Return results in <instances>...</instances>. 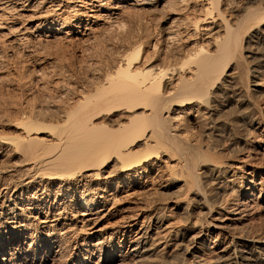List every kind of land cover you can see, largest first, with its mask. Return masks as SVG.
I'll return each instance as SVG.
<instances>
[{
  "label": "bare ground",
  "instance_id": "obj_1",
  "mask_svg": "<svg viewBox=\"0 0 264 264\" xmlns=\"http://www.w3.org/2000/svg\"><path fill=\"white\" fill-rule=\"evenodd\" d=\"M232 1H78L107 12L82 36L127 41L88 92L1 120L0 264H264V8ZM32 2L0 0V36ZM53 8L48 37L83 27ZM126 9L159 14L155 43Z\"/></svg>",
  "mask_w": 264,
  "mask_h": 264
},
{
  "label": "rangeland",
  "instance_id": "obj_2",
  "mask_svg": "<svg viewBox=\"0 0 264 264\" xmlns=\"http://www.w3.org/2000/svg\"><path fill=\"white\" fill-rule=\"evenodd\" d=\"M78 1L79 0H43V3L39 4V6L38 4L34 5L35 2H32L30 5H34V7L27 5L19 7L10 13L11 16H9V18H11L8 19V22L15 28H13L10 34H7L8 31L4 30L3 32L6 35L3 34L0 36L1 136L4 135L9 137L15 135L12 129L4 127L1 124V120H16L21 110L27 109L34 104L38 106L41 104H50L52 102L57 104L59 103L57 102L60 98L59 96H61L62 101H66L68 98L70 99L71 96L74 97L71 95L72 92H69L70 97H68V95L66 96V93L64 94L67 88L72 87L76 94L82 91L88 92L95 83H99L103 80L105 72L108 71L107 66L110 65L109 63H111L113 57H115L118 54L117 52L122 48V43H124L122 41L125 40V36L122 32H120L122 34L118 32L120 26L117 24L114 28L112 26L110 27V25H107L108 23H104L106 20L102 17L96 18V23L91 24L93 26L91 33L86 32V35H81V32L85 33V24L89 16H98L99 14L101 16H106L107 12L98 13L97 8H91V5L88 3L87 5H81ZM246 1L247 0L232 1L230 3V8L226 12V16L233 18L235 14L232 11L244 6L245 3H247ZM58 2L61 3L62 6L64 5L70 8L68 9L69 11L62 14L63 17L65 16L64 18L67 16L69 18L72 17L71 23L76 18L83 20V27L75 28V33L68 37L64 34L59 35L60 38L56 36L48 37L50 33H47L45 27L47 24L45 21L47 15L45 14L46 10L49 8L50 11L54 10L53 6ZM75 5H77L75 8L76 11L80 12L76 13L75 9H71L72 6ZM249 5H251L249 6L250 9L253 8L252 10L255 8L263 9L264 0H252ZM124 11L120 16V19H122L121 22L124 23H121L120 19L118 23L127 24V26H129L128 28L131 30V28H135L134 26H136V24L134 25V23L138 20L136 17L140 14L139 19H144L145 24H147L145 26L146 31L142 29L143 32L146 33L145 36L142 32L144 34L143 40L147 41L148 38V42L155 43V38L157 40L160 33V26H158L154 18L156 16L159 17V14L156 13V16H154L153 14L149 15V13L144 14L138 11L136 12L134 9H126ZM94 20L95 19H93L92 22H94ZM41 23L44 24L37 26ZM71 28H73V26ZM67 31H70V29H67L66 32ZM116 34H120V36ZM118 37L121 39L122 43L119 41L120 39ZM126 41L127 39L125 42ZM148 48L149 50H147ZM145 50L144 52H149V54L153 56L154 53H152L150 47H147ZM254 64L255 63L251 65ZM251 77V80L254 81L253 75ZM253 86L254 83H251L252 88ZM61 98L59 101H61ZM69 99L67 102L70 101ZM226 144L223 145V147H225V160L229 158L228 153L230 151H228L229 142ZM121 218V215H116V218L113 217V219L109 221V225H115L121 222ZM259 222L264 225V218H261ZM126 239H129V235L116 237V240L118 242L122 241V244ZM69 253H71V249Z\"/></svg>",
  "mask_w": 264,
  "mask_h": 264
}]
</instances>
